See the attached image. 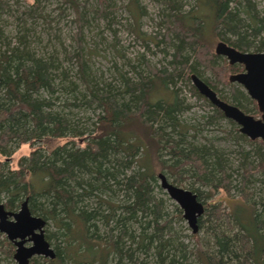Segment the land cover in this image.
<instances>
[{
    "label": "trees",
    "instance_id": "16d2710c",
    "mask_svg": "<svg viewBox=\"0 0 264 264\" xmlns=\"http://www.w3.org/2000/svg\"><path fill=\"white\" fill-rule=\"evenodd\" d=\"M193 1L194 9L182 12L175 0H164L162 41L171 49L168 68L145 63L150 76L134 71L132 79L118 73L120 88L90 71L91 53L80 43L78 0H64L76 12L78 25L77 48L65 53L75 63L70 71L62 69L54 55L40 56L29 44L28 20L46 18L41 0L15 11L0 0V14L15 17L20 31L13 43L0 30V156L4 158L0 202L14 211L27 200L30 213L46 222L44 229L56 230H44L55 258L37 256L28 264H264V202L256 201V192L250 189L254 175L264 172V142L250 143L236 129L235 142L248 141L254 149H240V179L233 185L224 151L196 143L195 137L188 139L178 119L183 102L170 88L175 80L188 82L191 74L199 77L198 67L213 75V82L203 81L216 93L214 83L231 84L229 77L240 68L223 60L228 76L219 72V56L205 41V26L238 51L264 52V40L259 39L264 18L253 0ZM137 10L131 12L134 17ZM91 12L94 20L110 19L107 0H98ZM191 91L198 93L194 87ZM59 96L69 100L60 102ZM232 101L240 106L236 97ZM92 105L100 110L93 130L68 118L70 108L87 110ZM214 110L217 117H224ZM46 138L70 141L48 154L43 147H34L19 159L17 170L7 166L6 158L19 146L33 147ZM158 174L167 180L169 174L175 182L187 175L211 193L230 196L234 191L241 203L226 211L221 204L204 202L212 194L191 187L204 206L198 232L190 235L195 243L191 249L174 228L175 219L181 220L180 210L174 207L171 215L164 200L154 195ZM259 183L264 187V181ZM119 196L123 202L115 200ZM210 219L224 221L226 232L215 229L211 244H203L199 232ZM13 252V245L0 234V264L12 262Z\"/></svg>",
    "mask_w": 264,
    "mask_h": 264
},
{
    "label": "rangeland",
    "instance_id": "374dc122",
    "mask_svg": "<svg viewBox=\"0 0 264 264\" xmlns=\"http://www.w3.org/2000/svg\"><path fill=\"white\" fill-rule=\"evenodd\" d=\"M6 2L10 9L23 10L33 4L34 0H3ZM42 13L46 18L28 20L27 28L32 31L29 32V44L36 54L47 57L48 55H54V58L59 61L60 67L70 68L75 65L74 61L70 63L69 58L65 56V53L72 54L77 48V42L75 39L78 25L76 23V12L64 0H41ZM256 4V9L260 18H264V0H253ZM80 5L79 12L82 15V27L80 43L83 45L85 52L91 53L89 59V68L92 73H95L96 77L107 84L120 87L121 84L118 81V73L125 74L126 78H135L134 71L140 72L143 76L149 77L150 73L147 72L145 63L151 67L160 69L167 67V62L170 61V47L162 41V34H164V25L162 24V12H165L164 0H107L109 5V20L105 19H93L92 9L98 6V0H78ZM177 8L182 12L194 9L193 0H175ZM136 4V5H134ZM133 9L136 11L137 16L132 15ZM19 14H17V17ZM241 15V18H244ZM211 23V20H209ZM19 21L15 17L7 14H0V30L4 33V37L13 43H16L17 34H19ZM211 26L206 25L205 41L210 45V49L215 54V46L218 40L211 33ZM259 39L264 40V32L259 36ZM159 44L157 45V43ZM252 51V50H251ZM89 55V54H88ZM227 60L221 56L216 60V64H219V72L224 76H228L223 70L222 62ZM199 77L201 80L214 81L213 75L204 70L202 67H198ZM71 74V73H70ZM221 79V78H220ZM174 86V87H173ZM172 88L178 93L179 99L183 102L184 110L178 116V119L185 126L187 136L189 140L195 137L194 141L206 146H213L218 150L224 151L225 158L230 164L231 170L228 171L233 181V185L239 183L240 170L238 164L241 158L240 149L244 151H250L254 148L251 146V140L243 141L237 140L236 129L239 127L232 121L225 117L219 118L216 116L214 107L198 93H193L191 87H193L191 80L185 81L183 79L175 80ZM217 90L218 97H223L225 102L234 104L233 97H236L240 102V109L248 114L253 115L254 106L249 102L245 91L235 83L229 85L214 83ZM243 94L242 97L238 94ZM161 93L156 97H161ZM60 102L65 98L69 100V97L59 96ZM127 100V96L125 98ZM224 101V100H223ZM100 112L98 108L92 105L91 109L72 107L69 109L68 118L71 122L79 123L82 127L93 130L96 124V115ZM77 121V122H76ZM184 128V129H185ZM192 136V137H191ZM85 135L83 138H86ZM68 138H46L40 141L35 146L31 147L28 144H23L15 149L14 153L6 158L7 166L12 170L18 169V161L21 157L28 156L34 147H43L48 154L57 146H62L69 142ZM76 144L82 143L81 139L73 140ZM166 159V158H165ZM0 161H4V158L0 156ZM231 172V173H230ZM233 173V174H232ZM190 176V173H188ZM185 175L183 181L175 182L169 174H167L168 180L174 182L177 187L189 190L191 187L199 188V182H194L195 178H190ZM256 182L251 187V193H254L256 201L261 200L264 202V187L259 181H264V172H258L254 175ZM201 191L211 195V198L204 201L207 204H221V207L226 209H232L236 204L241 203L237 193L232 191L230 196H227L223 191H215L211 193L208 187L199 188ZM154 195L157 198H162L165 203V208L171 215H175L174 207H179L171 200L166 192L160 188L159 180L155 185ZM95 199L91 198L93 203ZM123 202L121 196L115 199ZM115 202V201H113ZM1 203H3L1 201ZM95 206V205H93ZM261 208V207H259ZM16 208L12 212L18 211ZM180 210V209H179ZM181 212V210H180ZM224 221H217L210 219L206 222V226L199 232L203 244H211L212 233L216 232L215 229L221 228V231L226 232L227 225H224ZM174 228L177 232H181L184 237L181 240L186 243L189 248L195 247L194 240L190 238L191 230L187 226V223L182 218L175 219ZM50 233L56 230L52 226L44 229ZM104 231L103 228H101ZM207 230V231H206ZM4 236V237H3ZM1 238H5V235L1 234ZM7 240V239H6ZM26 245H29L26 244ZM53 247V246H52ZM14 249V247H13ZM14 253V252H13ZM13 253L11 261L8 264H16L13 259ZM41 259V258H38ZM40 261V260H39Z\"/></svg>",
    "mask_w": 264,
    "mask_h": 264
},
{
    "label": "water",
    "instance_id": "95a60500",
    "mask_svg": "<svg viewBox=\"0 0 264 264\" xmlns=\"http://www.w3.org/2000/svg\"><path fill=\"white\" fill-rule=\"evenodd\" d=\"M215 55L227 60L229 65L240 64L243 72L232 75L229 81L242 85L248 96L257 102L262 113L260 119L243 113L237 107L221 100L204 81L195 74L190 80L198 94L218 109L223 116L239 127V132L249 140L264 142V53L240 52L219 41L215 46ZM160 188L173 200L182 212V218L187 223L192 234L198 232V219L204 211L203 204L189 190L180 188L169 182L165 175L158 174ZM46 222L32 215L28 202L24 200L16 212L7 211L0 202V234L5 235L14 247L13 259L16 264H28L33 257L41 256L55 258V252L45 239ZM29 245H26L28 244Z\"/></svg>",
    "mask_w": 264,
    "mask_h": 264
},
{
    "label": "flooded vegetation",
    "instance_id": "af4514ba",
    "mask_svg": "<svg viewBox=\"0 0 264 264\" xmlns=\"http://www.w3.org/2000/svg\"><path fill=\"white\" fill-rule=\"evenodd\" d=\"M241 52V51H240ZM252 53H264V52H252ZM231 66H238L239 68H240V71L239 72H237V73H235V74H233V75H236V74H239V73H242L244 70H243V66L242 65H240V64H234V65H231ZM232 76V75H231ZM230 76V77H231ZM229 77V78H230ZM203 81V80H202ZM230 82V81H229ZM230 83H232V82H230ZM235 84H237V83H235ZM239 87H241L244 91H245V93H246V95H247V98L249 99V102L251 103V104H253V106H254V113H253V115H251V114H248V113H245V112H243L241 109H240V106H235L236 104H231V105H233V106H235V107H237L239 110H241L243 113H245V114H247V115H250V116H252L254 119H260L261 118V116H262V113H260L259 112V110H258V106H257V102L255 101V100H253V99H251L249 96H248V94H247V92H246V90L244 89V87L242 86V85H239V84H237ZM214 91V90H213ZM217 94V93H216ZM241 97H242V95L243 94H241V93H238ZM218 96V95H217ZM220 98V97H219ZM222 100V99H221ZM214 107V106H213ZM238 130H239V128H238ZM257 140H259V139H257ZM255 141V140H254Z\"/></svg>",
    "mask_w": 264,
    "mask_h": 264
}]
</instances>
